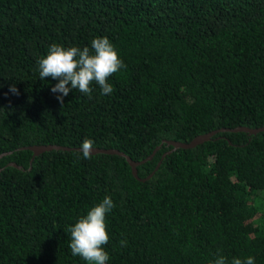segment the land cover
<instances>
[{"label":"trees","instance_id":"1","mask_svg":"<svg viewBox=\"0 0 264 264\" xmlns=\"http://www.w3.org/2000/svg\"><path fill=\"white\" fill-rule=\"evenodd\" d=\"M107 37L114 91L63 102L38 61ZM14 85L18 94L9 88ZM264 0H0V264H87L74 225L110 197L107 264H264ZM85 139L140 160L91 153ZM56 143L31 156L30 144ZM13 161L16 167L8 164ZM125 242V243H122Z\"/></svg>","mask_w":264,"mask_h":264},{"label":"clouds","instance_id":"2","mask_svg":"<svg viewBox=\"0 0 264 264\" xmlns=\"http://www.w3.org/2000/svg\"><path fill=\"white\" fill-rule=\"evenodd\" d=\"M37 63L42 80L51 77L58 81L51 88V92L57 94L56 99L61 103L73 90H78L91 99L93 83L99 86L101 95H110L114 89L107 82L108 78L126 67L107 37L93 38L90 47L85 46L82 49L75 46L65 48L53 43L47 55ZM9 90L18 94L14 85ZM92 150L93 141L85 139L80 146L82 158L90 159ZM114 207L113 200L105 196L86 215L67 228L70 233L68 247L73 256L81 257L87 264H107L109 255L104 250V245L108 243L109 235L105 218ZM215 264H226V258L218 256ZM231 264H254V257L249 256L243 261L234 258Z\"/></svg>","mask_w":264,"mask_h":264},{"label":"water","instance_id":"3","mask_svg":"<svg viewBox=\"0 0 264 264\" xmlns=\"http://www.w3.org/2000/svg\"><path fill=\"white\" fill-rule=\"evenodd\" d=\"M264 129V124L261 125V126H257V127H248V126H245V125H237V126H234V127H231V128H219V129H213V130H210V131H207V132H204V133H200V134H197L195 136H193L192 138H190L188 141H179V140H172V139H166L164 140L165 143L167 145H170V147L165 151L163 152V154L161 155V157H163V155L165 153H168L176 148H187V147H192L204 140H208L211 138L212 134H214L217 130H244L248 133H255L259 130H262ZM23 148H28L29 150H31V156L29 158V162L31 161V159L33 158L34 155L44 151V150H49V149H70L71 147L69 146H66V145H61V144H56V143H41V144H30V145H26V146H21ZM75 149H79L80 150V147H76ZM96 152H101V153H115V154H119V155H122L124 156L125 160L127 161V163L129 164L130 166V170H131V173L132 175L135 177V178H138V179H145L147 177H149V175H151V173L157 168L158 164H159V161H157V163L155 164V166L153 167V169L145 176V177H139L136 173V165L139 163V162H142L148 158H150L151 154H148L147 156H145L144 158H141L140 160H133L131 159L127 154H125L124 152L116 149V148H112V147H97V146H93V150L91 153H96ZM4 153H7V152H3V153H0V155L4 154ZM8 164H12L16 167H20L19 164H16L15 162L13 161H9Z\"/></svg>","mask_w":264,"mask_h":264}]
</instances>
